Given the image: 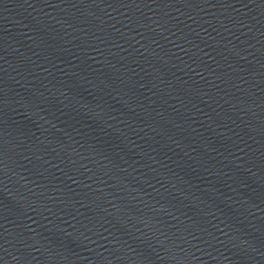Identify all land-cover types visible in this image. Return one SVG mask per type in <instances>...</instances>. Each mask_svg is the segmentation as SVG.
I'll return each mask as SVG.
<instances>
[{
	"label": "water",
	"instance_id": "obj_1",
	"mask_svg": "<svg viewBox=\"0 0 264 264\" xmlns=\"http://www.w3.org/2000/svg\"><path fill=\"white\" fill-rule=\"evenodd\" d=\"M0 264H264V0H0Z\"/></svg>",
	"mask_w": 264,
	"mask_h": 264
}]
</instances>
